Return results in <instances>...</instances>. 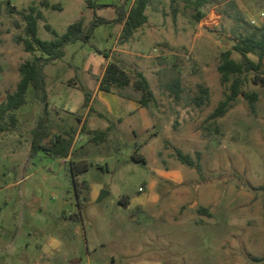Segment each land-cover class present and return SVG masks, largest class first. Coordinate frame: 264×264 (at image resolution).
<instances>
[{
  "label": "rangeland",
  "instance_id": "1",
  "mask_svg": "<svg viewBox=\"0 0 264 264\" xmlns=\"http://www.w3.org/2000/svg\"><path fill=\"white\" fill-rule=\"evenodd\" d=\"M40 1L0 0V100L14 91L19 64L40 56L39 51H24L23 44L15 41L17 35L25 36L22 10L29 5L41 9L38 36L44 40L54 38L45 29L46 23L62 33L81 12L85 25L95 14L116 17L115 7L94 12L85 0H49L61 9L43 7ZM99 1L128 9L134 0ZM193 1L150 0L148 22L137 29L131 42L137 46L135 63L139 62L156 97L158 106L150 104V108H162L161 115L170 126L163 136L175 133L181 141L179 150L192 164L183 162L165 137L163 157L182 163L186 172L193 170L195 176L184 184L190 197L197 196L203 204L212 199L211 195L203 197V192L215 191L214 201L207 206L211 214L198 211L200 205L192 209L183 204L177 211L169 206L153 218L156 235L148 238L143 226L147 218L119 204L122 195H135L148 180L155 153L143 146L147 161H136L131 158V146L123 145L117 132L110 130L112 136L100 140L88 133L108 123L107 116H95L101 101L95 98L89 109L85 98L99 85L104 53L114 46L117 35V44L122 42L120 24H100L89 41L67 43L62 57L43 64L44 99L30 85L25 103L13 111L15 126L7 124L8 128L0 130V264H39L43 262H37L43 256L41 245L51 240L59 247L42 264H264V86L253 83L252 72L247 73L243 89L258 93L254 113L239 95L233 104L235 116L178 127L180 111L193 106L198 84L206 87L208 83L213 100L223 98L219 54L231 49L239 34L257 31L264 23V0H206L198 7ZM232 57L240 59L236 51ZM120 64L129 72L137 70L130 60ZM175 77L180 78L178 99L168 87ZM113 90L137 92L131 85ZM211 106L200 108V115ZM40 118L49 130L46 143L57 135H71V157L89 162L78 176L80 183L86 182L79 185L80 202L68 160L42 148L30 154L31 130ZM3 149L9 154L2 153ZM89 181L99 186V193L105 190L107 194L88 203ZM178 222L189 232L186 241L181 239ZM149 258L157 259L144 260Z\"/></svg>",
  "mask_w": 264,
  "mask_h": 264
},
{
  "label": "trees",
  "instance_id": "2",
  "mask_svg": "<svg viewBox=\"0 0 264 264\" xmlns=\"http://www.w3.org/2000/svg\"><path fill=\"white\" fill-rule=\"evenodd\" d=\"M206 0H194L195 6L202 5ZM150 0H134L128 9H124L122 5L112 3H97L94 0H85V4L96 9L113 6L116 8V17L108 19L103 16L94 15V18L85 25L83 22L82 12L79 19L69 23L64 32L58 33L49 24H45L46 30L51 32L53 39L44 40L38 36V19L43 18L41 9L36 5H29L27 9L21 11L25 22V36L17 35L15 41L23 44V49L26 52H40V56L33 55L32 58L21 62L18 66L19 80L14 91L6 93L4 100L0 103V130H4L7 124L14 127L16 117L13 111L22 106L26 101V91L31 85L35 93L41 99H44V78L42 72L43 64L58 59L64 54V46L67 43L82 41L87 42L93 35L94 28L97 25L105 23L122 24L120 41L128 40L132 34L142 26L148 19L145 10ZM41 6L51 9H61L59 3H51L48 0H41ZM13 8V6H11ZM202 13H199L197 18H201ZM232 51H236L240 55V59L232 57ZM105 54V53H104ZM250 54H255L256 58L250 57ZM45 55V56H44ZM106 56V55H105ZM264 23L257 31L239 34L231 49H225L219 54V62L217 72L219 73L220 82L225 86L223 98L217 103L212 112L208 115V119H214L223 116L227 110L234 104L237 97L241 95L249 105L251 112L256 111V101L258 93L256 91H246L243 89V84L247 79V73L252 72L250 80L255 84L264 86ZM131 85L134 90L139 92L138 101L145 107L155 102V96L150 87V84L141 71L129 72L125 70L116 60H110L106 63L103 74L99 81V88L106 91L113 90V87L123 88ZM170 92L175 99L180 97V78L175 77L168 85ZM198 94L193 97L194 104L200 106L208 98V88L204 85H197ZM87 100V97L85 98ZM5 118H8V123H5ZM32 140L30 146V154L34 153L38 148H42L51 156H61L66 158L69 156V170L72 181L75 186L78 201L80 194L81 183L86 184L84 180H78L80 173L85 172L89 167V162L86 159H75L72 155V136L65 134L54 136L50 142H45L44 139L49 135V130L46 128L44 119L40 118L37 125L31 130ZM93 134V138L97 140L104 138V131H88ZM179 158L183 162L191 165L188 155H183L177 149ZM133 160H143V157L137 153L131 155ZM198 166V165H197ZM119 204L126 206L128 204V195H122ZM202 212L210 215L206 208L201 209Z\"/></svg>",
  "mask_w": 264,
  "mask_h": 264
},
{
  "label": "crops",
  "instance_id": "3",
  "mask_svg": "<svg viewBox=\"0 0 264 264\" xmlns=\"http://www.w3.org/2000/svg\"><path fill=\"white\" fill-rule=\"evenodd\" d=\"M96 2L112 3L111 1H99V0H97ZM147 22L148 19L144 24H146ZM121 27L122 24H120L119 30H121ZM136 33L137 30L132 34V36L128 40L122 41L119 44H117L116 42L118 39V35L116 36L114 46L104 54L106 55V60L105 63L103 64L102 72L98 79V84L103 74L105 65L108 61L113 59L112 56L113 54L115 56L114 59H116V61L122 63L123 60L124 61L130 60L132 62V65L136 67L138 71H141L143 73V71L139 66V62L137 61V63H135L137 46L131 42L135 38ZM127 58L129 59L127 60ZM98 86H96L92 94H87V106L89 107V109L92 108L94 99L98 98L101 101L102 105L101 107L99 106L95 108L94 110L95 116L98 117L107 116L108 123L105 124L104 126H98L97 124L99 129L96 131H104L105 133L104 137H106L107 135V137L109 138L112 136L110 130L117 132L118 136L120 138H123L122 139L123 145L131 146V155L133 153H137L141 155L143 157L144 162L147 161V157L143 153L142 150L143 146L145 148L147 147L151 151V153L153 154L155 153L152 159V163H153V168L151 171L152 174L148 177V180L144 182V184H142L143 190L139 191L138 188L141 187L139 186L137 188L135 195H128V204L126 206H123L127 210H134V211L137 210L139 211L140 216L143 215L144 217L147 218L146 222L143 223V226L146 230V234L148 238L155 237L156 235V230H154L155 223L153 218L158 214L164 213L169 208V206L170 207L174 206L173 208L176 211H177V206H182L183 204H187L188 208H192V209H195L197 208V206L200 205L201 207L197 209L200 212H202L201 210L202 208L207 209V206L210 204V201H214L213 197L215 191L208 190L207 192H203L202 194L203 197H209V195L212 196L211 200L204 202L203 204H201L198 201L197 196L194 195L190 197L191 191L184 184L187 178H193L195 176L193 170L188 169V171L186 172L182 163H175L173 160H166L163 157L164 150H162V147H163V137H165L163 136V134L165 133L164 131L166 129L169 130L170 127L166 124L165 119L161 115L163 109L160 108L158 110L156 109L152 110L150 108V105L148 107L143 106L138 101L139 92L138 93L136 92L135 95H130L128 93L120 94L115 90H111V91L102 90ZM206 87L208 88V83L206 84ZM197 94L198 92L195 93L194 96H196ZM4 98L0 100V103L4 100ZM221 99L222 98L218 97L216 100H213V97L210 95V91L208 89V98L203 104H201L200 106H196L195 104H193V106L191 107L187 106L180 111V116L178 119L179 122L178 127L182 129L185 127L186 124H189L193 121L199 123L200 120H214V119L216 120V118L208 119L207 117ZM208 103L212 104L211 108L205 111L204 113L202 112L200 115V108H202L204 105ZM151 104L155 106L157 105L156 97H155V102ZM235 113H236V104L232 105L227 110V112L224 114V117L226 116L233 117L235 116ZM95 118H96L95 120L98 121L97 117ZM83 119H85V117H83L82 120ZM82 120L80 124H82ZM169 122L171 121L169 120ZM198 137L201 138L203 136H194L192 137V139L194 138L201 140ZM175 138H176V134L170 133V135L166 136L164 139L168 140V142L172 146H175L179 150L181 141L180 138H178L177 140ZM2 153L8 155L9 151L8 149H3ZM167 154L168 157L171 158L170 153ZM12 155H16V154L13 153ZM62 158L64 159L65 162V160H68L69 156H67L66 158L64 157ZM18 182H21V179H18L17 183ZM87 184L89 188L87 202L91 203L99 196V186L91 181H89ZM173 199H177V202L174 203L172 201ZM212 203L214 204L215 202ZM208 212L211 214L212 212L211 209L210 210L208 209ZM138 222H140V219L138 220ZM178 224L182 227L181 231H179L182 241L188 240L189 232L187 228L183 227L184 223L178 222ZM169 240L173 241L174 238L170 237ZM58 247H59L58 242L55 240H51L45 243L44 245H41V251L43 256L39 257V259H37V262L38 261L44 262L51 255V253L55 251V249H57ZM156 259L149 258L144 260L149 261ZM43 262L41 263L39 262V264H42ZM135 264H142V262H137Z\"/></svg>",
  "mask_w": 264,
  "mask_h": 264
},
{
  "label": "water",
  "instance_id": "4",
  "mask_svg": "<svg viewBox=\"0 0 264 264\" xmlns=\"http://www.w3.org/2000/svg\"><path fill=\"white\" fill-rule=\"evenodd\" d=\"M107 194V191L101 190L98 196V200L102 199Z\"/></svg>",
  "mask_w": 264,
  "mask_h": 264
},
{
  "label": "built area",
  "instance_id": "5",
  "mask_svg": "<svg viewBox=\"0 0 264 264\" xmlns=\"http://www.w3.org/2000/svg\"><path fill=\"white\" fill-rule=\"evenodd\" d=\"M261 14H262L263 19H264V12H262ZM138 190H139V191H142L143 188H142V187H139ZM88 264H96V263H95V262H90V263H88Z\"/></svg>",
  "mask_w": 264,
  "mask_h": 264
}]
</instances>
